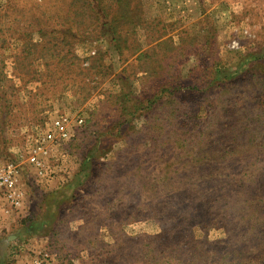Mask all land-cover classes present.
Returning <instances> with one entry per match:
<instances>
[{"label":"rangeland","instance_id":"obj_1","mask_svg":"<svg viewBox=\"0 0 264 264\" xmlns=\"http://www.w3.org/2000/svg\"><path fill=\"white\" fill-rule=\"evenodd\" d=\"M131 6L119 55L61 38L74 22L94 35L84 0H0V166H19L25 194L14 208L0 191V264H264V64L226 86L212 74L264 53V0ZM52 22V36L27 35ZM120 72L146 96L173 74L211 90L187 95L186 115L167 103L126 139L104 136L121 113ZM59 115L72 136L41 175L30 148Z\"/></svg>","mask_w":264,"mask_h":264},{"label":"trees","instance_id":"obj_2","mask_svg":"<svg viewBox=\"0 0 264 264\" xmlns=\"http://www.w3.org/2000/svg\"><path fill=\"white\" fill-rule=\"evenodd\" d=\"M84 2L91 10L90 15H92L93 19L91 21V27L94 35L90 36L88 33L86 35H81L79 33L80 27L78 22H74L62 31L63 37L61 38L65 39V37H70L72 38L73 43L83 42L88 39L105 41L110 49L117 50L118 54L121 55V51L123 49L122 45L126 41V33L124 34L123 31L125 30V27L129 25L128 23L132 22L131 14L133 12V8L131 6V0H84ZM45 24L46 25L33 32H27V35L29 36L31 33L33 35L34 33H37L41 38L47 35L52 36L55 33L56 27L52 25L53 22ZM30 47L31 42H29L26 49L31 51ZM263 64L264 53L260 52V50L244 53L242 60L236 64L235 69L226 68L222 63H217L215 65V69L212 71V74L214 72L215 75L213 82H219V85L224 86L228 83H235L238 78L240 79L238 75L243 73L247 68ZM244 66L245 68H239L240 71L238 73L237 68ZM115 77L119 85V90L116 92V96L119 100V110L121 113L118 120L114 122L113 125L103 134L104 136L113 135L120 139H126L128 136L134 134V128L130 125V122L139 119L142 115H144V113L150 111L151 109L159 108L167 103H173V106L178 105L182 114L186 115L187 111H184V107L181 110L180 107L181 104L183 106L184 103H187V95L195 94L197 91L209 92L211 90V87L203 88L199 87V84H174L175 75L173 74L170 81H166L163 86L158 88L156 86V90L150 96H146L142 92H136L132 83L133 80H129V78L122 75L121 72ZM181 98L183 100H181ZM191 118L193 117H187V119ZM96 147H98L97 144ZM98 150L99 148L94 151ZM94 151L90 152V154H88L83 160V164L85 165L83 167L86 170L84 174V177L86 178L85 180H87L91 174L93 162L97 156ZM76 179L80 180L79 177ZM55 193L57 192L53 193L54 199L56 198ZM204 263L206 264V262Z\"/></svg>","mask_w":264,"mask_h":264},{"label":"built area","instance_id":"obj_3","mask_svg":"<svg viewBox=\"0 0 264 264\" xmlns=\"http://www.w3.org/2000/svg\"><path fill=\"white\" fill-rule=\"evenodd\" d=\"M83 118H77L81 125ZM71 118L68 115H59L53 121L50 128L43 135L33 138L34 143L30 148L29 162L37 167L39 174L44 175L46 167L45 155L49 153L54 144L62 140L70 139ZM20 170L14 162H8L0 166V191L14 208H20L23 204L24 191L20 187ZM40 262H38L39 264Z\"/></svg>","mask_w":264,"mask_h":264}]
</instances>
